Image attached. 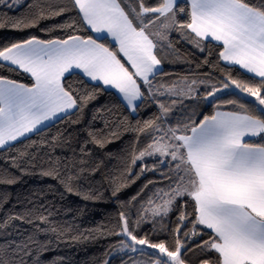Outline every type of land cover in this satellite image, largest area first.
Wrapping results in <instances>:
<instances>
[{
	"label": "snow or ice",
	"instance_id": "obj_1",
	"mask_svg": "<svg viewBox=\"0 0 264 264\" xmlns=\"http://www.w3.org/2000/svg\"><path fill=\"white\" fill-rule=\"evenodd\" d=\"M19 2L0 0L8 8ZM71 7L78 12L81 26L96 33L95 37L75 34L80 29L72 22L57 26L73 30L62 38L32 36L0 48V68L22 71L32 81L25 84L0 76V149L10 150L12 142L39 131L61 114L82 111L95 93L74 87L66 79V74L70 78L80 70L90 81L116 89L131 113L156 109L129 126L137 139L147 136L145 146L131 154L130 162H141L140 174L157 171L162 165L167 186L157 188L140 205L131 227L125 212L119 213V231L111 234L122 237L118 250L128 256L125 264H264V0L258 4L250 0H157L155 5L148 0H71ZM66 10L60 7L50 15ZM181 15L187 19L181 21ZM40 18H44L43 11L10 24L21 29L34 26ZM174 31L201 52L204 41L221 42L219 59L238 66L250 74L249 79L233 78L229 72L218 84L209 76L181 78L170 84L160 81L166 73L159 53L165 48L175 51L169 39ZM109 36L117 42V51L100 42ZM231 89L250 98L251 107L248 102L217 96ZM184 100L196 101L197 107L200 101L207 102L216 109L234 105L236 110L201 113L199 118L193 110L176 119L173 110ZM89 135L103 146L104 138ZM146 157L154 162L145 164ZM41 174L60 179L68 193L80 194L73 177L61 176L57 168ZM119 187L113 188L112 195ZM173 211L177 213L175 224L167 227L165 220ZM20 218L9 216L8 221ZM37 219V232L61 235L47 216ZM147 221L153 222L154 232L156 225L159 231H167L170 241L153 242L146 235L138 236L136 229ZM5 227L7 222L0 224V229ZM205 232L207 239L192 243ZM50 243L29 236L22 243L0 246V264H28L26 257L32 258V264H41ZM194 249H199V256L190 261L187 253ZM133 254L148 259L137 260Z\"/></svg>",
	"mask_w": 264,
	"mask_h": 264
},
{
	"label": "trees",
	"instance_id": "obj_2",
	"mask_svg": "<svg viewBox=\"0 0 264 264\" xmlns=\"http://www.w3.org/2000/svg\"><path fill=\"white\" fill-rule=\"evenodd\" d=\"M148 2L155 5L157 0ZM250 2L258 4L260 0ZM184 6L187 8V3ZM60 7L67 10L62 15H50L51 11ZM41 11L44 18L36 19L34 26L17 29L10 24V21L19 18L36 17ZM0 19L4 21V26L0 27V48L32 36L40 39L62 38L73 30H61L57 26L72 22L80 29L75 34L95 37L92 31L81 26L78 12L71 7V0H20L12 8L0 4ZM179 19L185 21L187 18L181 15ZM170 40L174 42L175 51L165 48L159 53L163 57L162 69L166 75L158 79L166 84L181 78L203 79L205 76H209L213 84H218L223 75L229 72L236 79L248 80L250 77L238 66L228 65L219 59L221 43L204 41L205 51L201 52L183 39L179 32H172ZM100 42L117 51L115 43L109 38ZM205 60L208 63H204ZM0 76L25 84L32 83L29 75L22 71L0 68ZM66 79L74 87L94 92L95 98L82 111L73 110L75 114L63 115L39 131L12 142L10 150L0 149V224L7 222V227L0 229V246L13 241L22 243L29 236H35L41 241H51L49 250L41 255V264H104L105 260L108 264H125L128 256L118 250L122 237L111 234L119 231V213L125 212L131 227L140 205L153 197L157 188L167 186V181L161 176L162 165L157 171L140 174L141 162L137 161L135 165L130 162L131 154L145 146L147 136L141 135L137 139L136 132L129 126L134 127L137 120L142 122L156 109L146 107L133 114L124 107L115 91L88 80L80 72L76 71L70 78L66 75ZM229 91L234 94L229 95ZM217 96L223 100L248 102L251 107L250 98L235 89ZM181 106L174 114L176 119H183L186 113L193 110L199 118L201 113L211 115L216 109L205 105L203 101L197 107V102L192 100ZM222 108L236 110L234 105ZM90 133L105 139L102 147L93 142ZM20 153L25 155L21 158ZM153 162L154 158L144 160L148 165ZM51 167L57 168L61 176H72L74 188L80 194L68 193L60 179L41 174ZM80 169L83 172L77 176ZM9 180L14 182L9 183ZM118 185L119 191L114 196L113 188ZM86 195L93 198L85 199ZM40 215L47 216L57 225L61 235L37 232V217ZM176 215L175 211L169 213L165 220L167 227L174 226ZM9 216L21 218L8 221ZM153 227L152 221L143 222L136 229V234L146 235L153 242L170 241L167 231H159V225H156L157 230L154 232ZM102 232L105 234L102 235ZM207 238L205 232L192 243ZM133 256L137 260L148 259L135 254ZM187 256L190 261H196L199 249L188 252ZM25 259L28 264H32V258Z\"/></svg>",
	"mask_w": 264,
	"mask_h": 264
},
{
	"label": "crops",
	"instance_id": "obj_3",
	"mask_svg": "<svg viewBox=\"0 0 264 264\" xmlns=\"http://www.w3.org/2000/svg\"><path fill=\"white\" fill-rule=\"evenodd\" d=\"M93 34H94V36H96L97 34L96 33H94L93 32ZM113 43H115V45H116V47H117V50H118V44H117V42L116 41H114L110 36L108 37ZM215 42H217V41H215ZM218 43H221V42H218ZM222 44V43H221ZM118 56H121L122 57V54L121 53H119L118 52ZM122 62H123V60H122ZM224 63H226V62H224ZM227 64V63H226ZM126 66H128L127 64H126ZM162 68H163V64H162ZM129 70L130 71H132V69L129 67ZM77 72H80L81 74H82V72L80 71V70H76ZM67 75V74H66ZM87 78V77H86ZM88 79V78H87ZM89 80V79H88ZM92 82H96V81H92ZM97 83H100V84H102V82H97ZM103 86H105V85H103ZM106 88H109V89H112L113 91H115L118 95H119V97H120V94L117 92V90L116 89H114V88H111V87H109V86H105ZM121 98V97H120ZM216 110H220V111H231V110H226V109H222V108H220V109H215V111ZM63 116V114H61V116H59V117H57V118H54L53 120H50V121H47V122H45V124L44 125H41L40 126V129L42 128V127H44V126H46V125H48V124H50V123H52L53 121H55L56 119H58V118H60V117H62ZM31 133H28V134H26L24 137H26V136H28V135H30ZM21 138H23V137H21ZM21 138H19V139H21Z\"/></svg>",
	"mask_w": 264,
	"mask_h": 264
},
{
	"label": "rangeland",
	"instance_id": "obj_4",
	"mask_svg": "<svg viewBox=\"0 0 264 264\" xmlns=\"http://www.w3.org/2000/svg\"><path fill=\"white\" fill-rule=\"evenodd\" d=\"M171 34H172V33H171ZM169 39H170V37H169ZM199 87H200V94L203 95V92H204V86L201 85V86H199ZM225 91H227V90H225ZM219 94H221V93H218L217 95H219ZM186 101H189V100H184L183 104H184ZM204 103H205V105L208 104L207 102H204ZM181 105H182V104L178 103V104L175 106V108H174V110H173V113H172V116H173V117H174V114L177 113V112L182 108ZM222 109H224V108H222ZM231 111H233V110H231ZM146 158H148V157H146ZM146 250H148V249H146ZM149 251H152V250H149ZM119 252H121V251H119Z\"/></svg>",
	"mask_w": 264,
	"mask_h": 264
}]
</instances>
